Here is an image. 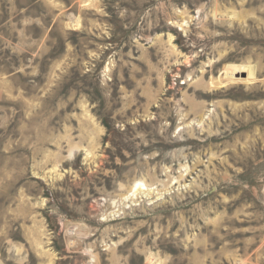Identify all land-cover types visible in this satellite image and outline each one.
Instances as JSON below:
<instances>
[{
	"label": "rangeland",
	"instance_id": "1",
	"mask_svg": "<svg viewBox=\"0 0 264 264\" xmlns=\"http://www.w3.org/2000/svg\"><path fill=\"white\" fill-rule=\"evenodd\" d=\"M0 264H264V0H0Z\"/></svg>",
	"mask_w": 264,
	"mask_h": 264
},
{
	"label": "bare ground",
	"instance_id": "2",
	"mask_svg": "<svg viewBox=\"0 0 264 264\" xmlns=\"http://www.w3.org/2000/svg\"><path fill=\"white\" fill-rule=\"evenodd\" d=\"M241 67H242V66H241ZM243 68H244V66H243ZM240 69H241V68H240ZM240 69L238 70V68H236L235 71L232 72L231 75L233 76L234 74L239 73V72H240ZM232 76H231V77H232ZM249 76H250V77H253V69H250V70H249ZM246 79H247V78H246ZM253 79H254V78H253ZM133 185H134V184H133ZM142 185H143V183H142L141 181H136V182H135V185H134V186H135L134 188L139 189ZM133 191H134V190H133Z\"/></svg>",
	"mask_w": 264,
	"mask_h": 264
}]
</instances>
